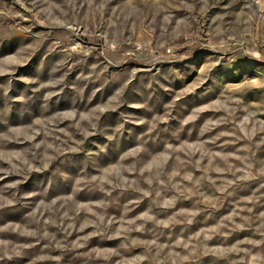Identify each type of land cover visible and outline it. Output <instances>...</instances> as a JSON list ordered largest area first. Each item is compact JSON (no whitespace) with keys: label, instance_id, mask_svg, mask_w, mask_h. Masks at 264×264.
<instances>
[{"label":"rangeland","instance_id":"374dc122","mask_svg":"<svg viewBox=\"0 0 264 264\" xmlns=\"http://www.w3.org/2000/svg\"><path fill=\"white\" fill-rule=\"evenodd\" d=\"M0 264H264V0H0Z\"/></svg>","mask_w":264,"mask_h":264}]
</instances>
